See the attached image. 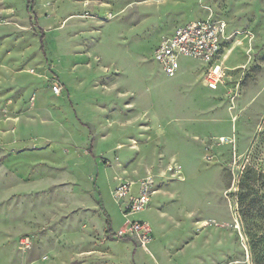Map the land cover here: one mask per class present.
Returning a JSON list of instances; mask_svg holds the SVG:
<instances>
[{
	"label": "rangeland",
	"instance_id": "1",
	"mask_svg": "<svg viewBox=\"0 0 264 264\" xmlns=\"http://www.w3.org/2000/svg\"><path fill=\"white\" fill-rule=\"evenodd\" d=\"M207 17L234 34L217 89L154 59ZM0 264H264V0H0Z\"/></svg>",
	"mask_w": 264,
	"mask_h": 264
},
{
	"label": "built area",
	"instance_id": "2",
	"mask_svg": "<svg viewBox=\"0 0 264 264\" xmlns=\"http://www.w3.org/2000/svg\"><path fill=\"white\" fill-rule=\"evenodd\" d=\"M234 36L223 19L207 17L189 22L175 28L170 34L162 36L159 45L155 48L154 59L161 65L167 75L173 77L181 68V57H191L207 64L204 83L211 89H217L227 75V66L224 65L226 49ZM59 91V87H55ZM180 171V170H178ZM153 193L151 177L139 181L138 192H132V184L120 181L114 189L115 199L122 205L126 216H130L149 206ZM118 237L131 236L142 245L152 239L151 226L142 221L128 219L124 228L115 233ZM28 237L22 242L27 244Z\"/></svg>",
	"mask_w": 264,
	"mask_h": 264
},
{
	"label": "crops",
	"instance_id": "3",
	"mask_svg": "<svg viewBox=\"0 0 264 264\" xmlns=\"http://www.w3.org/2000/svg\"><path fill=\"white\" fill-rule=\"evenodd\" d=\"M229 28V27H228ZM231 46V45H230ZM230 46H228L227 47V49H228V52L226 53V56H225V58L227 57V55L231 52V48H229Z\"/></svg>",
	"mask_w": 264,
	"mask_h": 264
},
{
	"label": "bare ground",
	"instance_id": "4",
	"mask_svg": "<svg viewBox=\"0 0 264 264\" xmlns=\"http://www.w3.org/2000/svg\"><path fill=\"white\" fill-rule=\"evenodd\" d=\"M222 139H224V138H222Z\"/></svg>",
	"mask_w": 264,
	"mask_h": 264
}]
</instances>
